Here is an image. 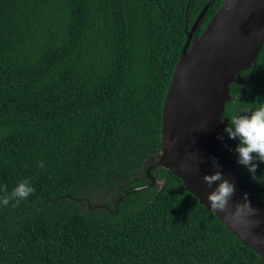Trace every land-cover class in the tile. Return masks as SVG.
I'll use <instances>...</instances> for the list:
<instances>
[{
    "label": "trees",
    "instance_id": "obj_1",
    "mask_svg": "<svg viewBox=\"0 0 264 264\" xmlns=\"http://www.w3.org/2000/svg\"><path fill=\"white\" fill-rule=\"evenodd\" d=\"M222 2L0 0V185L35 188L0 205V264H264L160 165L115 207L150 182L179 54ZM235 76L227 155L264 204V163L253 178L224 131L264 103V42Z\"/></svg>",
    "mask_w": 264,
    "mask_h": 264
},
{
    "label": "water",
    "instance_id": "obj_2",
    "mask_svg": "<svg viewBox=\"0 0 264 264\" xmlns=\"http://www.w3.org/2000/svg\"><path fill=\"white\" fill-rule=\"evenodd\" d=\"M203 11L187 34L166 92L161 149L145 166L150 182L123 191L115 207L128 193L155 185L158 179L150 170L160 165L179 176L184 188L211 210L207 195L215 185L209 188L203 176L217 171L210 159L215 157L223 177L235 186L230 210L245 202L246 193L256 214L247 225L211 211L264 261V204L248 190L235 161L227 155L221 117L230 98L229 84L236 81L239 71L250 67L264 42V0H223L201 33L191 38Z\"/></svg>",
    "mask_w": 264,
    "mask_h": 264
},
{
    "label": "clouds",
    "instance_id": "obj_3",
    "mask_svg": "<svg viewBox=\"0 0 264 264\" xmlns=\"http://www.w3.org/2000/svg\"><path fill=\"white\" fill-rule=\"evenodd\" d=\"M227 127L224 129L229 139L238 141L235 148L237 154V163L248 169L255 178L256 169L259 163H264V103H259L254 110H246L243 114L233 115ZM222 138V137H221ZM212 164L217 171L211 175H204L203 181L209 188L215 187L208 193L207 200L210 209L216 213H226L230 218L239 224L251 225L249 217L256 214V210L247 200V194H244L245 202L236 204L235 210H230V200L235 193V186L228 179L223 177L219 170L217 158L210 157ZM38 167L44 168L43 161H38ZM187 167V166H182ZM35 192V188L29 179L25 178L17 183L11 192L7 185H0V205L3 207L15 208L21 201L28 199Z\"/></svg>",
    "mask_w": 264,
    "mask_h": 264
},
{
    "label": "rangeland",
    "instance_id": "obj_4",
    "mask_svg": "<svg viewBox=\"0 0 264 264\" xmlns=\"http://www.w3.org/2000/svg\"><path fill=\"white\" fill-rule=\"evenodd\" d=\"M145 166H146V164H145ZM157 183H158V184H160V182H159V181H157ZM117 199H118V198H117Z\"/></svg>",
    "mask_w": 264,
    "mask_h": 264
}]
</instances>
